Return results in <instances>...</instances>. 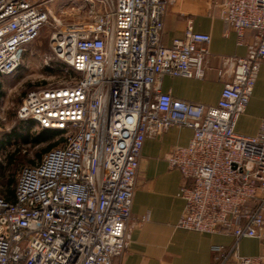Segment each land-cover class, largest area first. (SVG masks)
Here are the masks:
<instances>
[{
    "label": "built area",
    "instance_id": "built-area-1",
    "mask_svg": "<svg viewBox=\"0 0 264 264\" xmlns=\"http://www.w3.org/2000/svg\"><path fill=\"white\" fill-rule=\"evenodd\" d=\"M56 1L0 0V79L52 25ZM83 2L87 19L53 25L50 49L64 79L30 91L17 111L64 141L21 169L13 200L0 196V264H113L130 244L144 144L174 127L193 131L167 159L185 180L178 227L233 236L231 251L213 248L220 264H264V255L236 251L243 239L264 240V121L255 136L236 130L264 65V0H224L239 42L247 31L254 37L245 57L222 60L218 76L228 80L208 108L162 90L166 76L205 79L211 58L191 27L163 45L172 0Z\"/></svg>",
    "mask_w": 264,
    "mask_h": 264
},
{
    "label": "crops",
    "instance_id": "crops-1",
    "mask_svg": "<svg viewBox=\"0 0 264 264\" xmlns=\"http://www.w3.org/2000/svg\"><path fill=\"white\" fill-rule=\"evenodd\" d=\"M224 0H172L164 18L162 43L170 47L181 39L188 27L198 35L211 53L209 70L203 80L166 76L162 90L176 99L204 107L217 106L224 82L218 70L225 58L245 57L247 44L254 34L247 31L240 43L237 34L223 19ZM264 121V65L261 67L254 92L236 130L255 136ZM193 131L171 128L161 136L147 139L140 160L129 224L130 244L114 259L113 264H220L214 247L229 252L235 238L226 234H204L178 227L186 202L180 196L185 183L181 173L170 169L167 159L178 146H187ZM147 218V220H144ZM236 251L241 256L264 255V240L243 239ZM226 264H236L230 261Z\"/></svg>",
    "mask_w": 264,
    "mask_h": 264
},
{
    "label": "rangeland",
    "instance_id": "rangeland-1",
    "mask_svg": "<svg viewBox=\"0 0 264 264\" xmlns=\"http://www.w3.org/2000/svg\"><path fill=\"white\" fill-rule=\"evenodd\" d=\"M51 5L54 20L52 25L45 26L37 40L22 54L21 67L10 76L0 79L2 97L0 98V176L3 169L9 177L15 176L18 180L21 169L38 163V154L47 147L46 144L33 148L31 144L17 145L16 130L33 136L40 129L34 124L18 118L17 111L26 95L37 88L55 87L64 79L62 71L65 64L52 56L50 38L54 32V23L63 25L84 21L88 17L89 6L83 0H58ZM60 137L51 143H57ZM16 153L18 159L13 166H8L7 158ZM3 168V169H1ZM1 183V179H0ZM6 186L0 184L4 191Z\"/></svg>",
    "mask_w": 264,
    "mask_h": 264
},
{
    "label": "trees",
    "instance_id": "trees-1",
    "mask_svg": "<svg viewBox=\"0 0 264 264\" xmlns=\"http://www.w3.org/2000/svg\"><path fill=\"white\" fill-rule=\"evenodd\" d=\"M2 91H1V83H0V98L2 97ZM29 123L34 124L35 122H33L32 120H27ZM15 138L18 140L16 143L17 145L21 146L22 144H31L33 148L41 146L42 144H46L47 147H45L40 154H38V162H40L43 158V156L50 152L51 150L59 147L64 139L62 137V133L59 131H55V130H50V129H40L39 133L34 134L33 136L31 135H27L24 132L22 133L17 131L15 132ZM60 137L61 141H58L57 143H51V141H53L55 138ZM4 145V143H0V145ZM18 157L16 155V153H12L11 155L8 156L7 158V162H8V166H13L15 165L16 161H17ZM3 169V168H1ZM1 185L4 184L6 186L5 190L2 191L0 189V196L5 197L8 200H13L14 198V194H15V187L17 185V179L15 176L13 177H9L6 174V170L3 169L1 176Z\"/></svg>",
    "mask_w": 264,
    "mask_h": 264
}]
</instances>
